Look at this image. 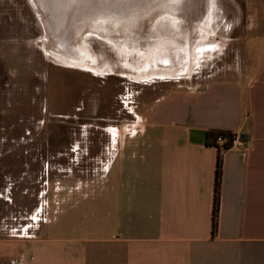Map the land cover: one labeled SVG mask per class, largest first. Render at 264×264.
Returning <instances> with one entry per match:
<instances>
[{
	"label": "rangeland",
	"instance_id": "rangeland-1",
	"mask_svg": "<svg viewBox=\"0 0 264 264\" xmlns=\"http://www.w3.org/2000/svg\"><path fill=\"white\" fill-rule=\"evenodd\" d=\"M248 9L239 0H0V264H29L31 241L93 199L111 141L141 124L145 87L250 78L258 55ZM159 70L169 72L146 76Z\"/></svg>",
	"mask_w": 264,
	"mask_h": 264
},
{
	"label": "crops",
	"instance_id": "crops-1",
	"mask_svg": "<svg viewBox=\"0 0 264 264\" xmlns=\"http://www.w3.org/2000/svg\"><path fill=\"white\" fill-rule=\"evenodd\" d=\"M239 2L254 19L255 72L201 90L145 87L141 124L111 141L93 199L31 241L29 264H264V0ZM215 131L249 147L222 152L213 234Z\"/></svg>",
	"mask_w": 264,
	"mask_h": 264
},
{
	"label": "trees",
	"instance_id": "trees-1",
	"mask_svg": "<svg viewBox=\"0 0 264 264\" xmlns=\"http://www.w3.org/2000/svg\"><path fill=\"white\" fill-rule=\"evenodd\" d=\"M219 135L231 136L232 132L215 131L210 134V137L212 138L214 137L216 143V138ZM224 146H228V142ZM222 179H223V158H222V150L221 148L218 147V156H217L216 171H215V193H214V204H213V234L217 232V228H218Z\"/></svg>",
	"mask_w": 264,
	"mask_h": 264
},
{
	"label": "built area",
	"instance_id": "built-area-1",
	"mask_svg": "<svg viewBox=\"0 0 264 264\" xmlns=\"http://www.w3.org/2000/svg\"><path fill=\"white\" fill-rule=\"evenodd\" d=\"M228 142V146H224ZM216 144L219 148L223 150H231V149H238V150H247L249 147V143L240 133L232 132L231 136L226 135H219L216 138Z\"/></svg>",
	"mask_w": 264,
	"mask_h": 264
},
{
	"label": "bare ground",
	"instance_id": "bare-ground-1",
	"mask_svg": "<svg viewBox=\"0 0 264 264\" xmlns=\"http://www.w3.org/2000/svg\"><path fill=\"white\" fill-rule=\"evenodd\" d=\"M177 1H179V0H177ZM228 23V22H227ZM225 30V29H224ZM220 32V31H219ZM224 34V33H223ZM209 35V34H208ZM211 35V34H210ZM221 37V36H220ZM226 38V37H225ZM214 39V38H213ZM224 40V39H223ZM208 41V40H207ZM206 42V41H205ZM215 42V41H214ZM201 43V42H200ZM203 44V43H202ZM201 44V45H202ZM97 46V45H96ZM217 47V46H216ZM97 48H98V46H97ZM103 48V47H102ZM105 49H106V47H105ZM210 50V49H209ZM204 51V50H203ZM111 52H114V51H112L111 50ZM73 54V53H72ZM76 53H74L73 55H75ZM77 55H75V57H76ZM171 57V56H170ZM172 58V57H171ZM198 58V57H197ZM193 59V58H192ZM191 58H189V63L191 64V60H192ZM207 59V58H206ZM82 61V63H84V57H81V56H77L76 57V59H75V62L76 61ZM100 60V59H99ZM198 60V59H197ZM61 61V60H60ZM116 61V60H115ZM203 61V60H202ZM112 62V61H111ZM64 63V62H63ZM76 63H78V62H76ZM172 63H174V62H172ZM171 63V64H172ZM171 64H169V65H171ZM184 64V63H183ZM197 64V63H196ZM85 66H84V68H86V69H89V70H95L96 69V66L94 65V64H84ZM113 65L114 66H116V64H114L113 63ZM120 65V64H119ZM122 65V64H121ZM150 65H152V64H150ZM179 66V65H178ZM195 66V65H194ZM121 67V66H120ZM157 67V66H156ZM173 67V66H172ZM122 68V67H121ZM167 68V67H166ZM132 71V70H131ZM135 71V70H134ZM188 71V70H187ZM122 72V71H121ZM164 72H169V71H163V72H161L160 70L159 71H156V72H151V73H147L146 74V76H148V78L149 77H151V76H155V75H159V76H163V75H165L166 73H164ZM172 72H174V71H172ZM172 72H170V74L172 75ZM182 72V71H181ZM104 73V72H103ZM135 73H137V72H135ZM188 73V72H187ZM124 75V74H123ZM131 75V74H130ZM175 75V74H174ZM189 75V74H188ZM139 76H142V75H139ZM167 76H168V74H167ZM173 76V75H172ZM147 78V79H148ZM189 78V77H188ZM136 80H137V78H135ZM172 81V80H171ZM176 81V80H175Z\"/></svg>",
	"mask_w": 264,
	"mask_h": 264
}]
</instances>
